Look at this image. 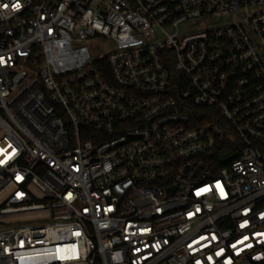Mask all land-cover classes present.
<instances>
[{"label": "built area", "instance_id": "obj_1", "mask_svg": "<svg viewBox=\"0 0 264 264\" xmlns=\"http://www.w3.org/2000/svg\"><path fill=\"white\" fill-rule=\"evenodd\" d=\"M0 264H264V0H0Z\"/></svg>", "mask_w": 264, "mask_h": 264}, {"label": "water", "instance_id": "obj_2", "mask_svg": "<svg viewBox=\"0 0 264 264\" xmlns=\"http://www.w3.org/2000/svg\"><path fill=\"white\" fill-rule=\"evenodd\" d=\"M230 158H231V155H228L227 157L224 158V161H227Z\"/></svg>", "mask_w": 264, "mask_h": 264}, {"label": "rangeland", "instance_id": "obj_3", "mask_svg": "<svg viewBox=\"0 0 264 264\" xmlns=\"http://www.w3.org/2000/svg\"><path fill=\"white\" fill-rule=\"evenodd\" d=\"M63 119H64V121H65V122H67V121H68V118H67V117H64Z\"/></svg>", "mask_w": 264, "mask_h": 264}]
</instances>
